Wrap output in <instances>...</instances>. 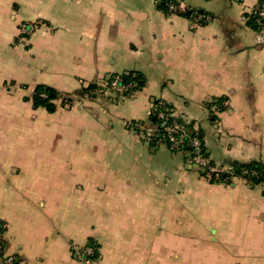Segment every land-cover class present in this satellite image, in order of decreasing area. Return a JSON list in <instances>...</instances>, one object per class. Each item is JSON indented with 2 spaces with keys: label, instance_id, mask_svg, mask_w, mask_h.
<instances>
[{
  "label": "crops",
  "instance_id": "crops-1",
  "mask_svg": "<svg viewBox=\"0 0 264 264\" xmlns=\"http://www.w3.org/2000/svg\"><path fill=\"white\" fill-rule=\"evenodd\" d=\"M0 0V242L21 264H264V187L210 184L129 126L153 100L200 130L216 167L264 165L257 0ZM193 12L209 17L195 24ZM39 23L20 34L22 23ZM140 73L131 97L76 95ZM37 85L69 105L34 108ZM89 240L98 257L75 249Z\"/></svg>",
  "mask_w": 264,
  "mask_h": 264
},
{
  "label": "trees",
  "instance_id": "trees-1",
  "mask_svg": "<svg viewBox=\"0 0 264 264\" xmlns=\"http://www.w3.org/2000/svg\"><path fill=\"white\" fill-rule=\"evenodd\" d=\"M173 3L177 6V11L180 9L182 10V14H185V9L180 7V5L176 2V0H159L158 7L163 12H168V4ZM259 12H263V16L259 15ZM200 14L199 12H196ZM192 14V12H191ZM193 15V14H192ZM204 15V14H200ZM247 25L254 31L259 32L264 29V0H257V5L255 8L250 12L245 14ZM114 77H118L120 79L119 84L128 86L126 90L123 92L122 96H116L115 99L117 101L126 99L131 97L134 93L139 91L144 86V78L140 73L134 72H126L118 75H111L109 76L106 81H112ZM129 85H133V87H129ZM100 90V84L97 83H90L86 86H83L79 91H77L76 95L79 97H89L95 98ZM41 95H45L46 98H42ZM54 101H60L61 105H69L71 100L67 97V95L56 91L53 88L44 86V85H37L34 88L31 102L34 108L43 107L47 110L54 109ZM152 115L149 116L146 123H134L135 125H142L146 124L155 129V136H153L150 145L157 146L158 144H163L168 147V142L165 138V131L163 122L165 124H169L172 121H176L178 123L183 124V129L187 135V138L192 139L197 137L202 140L201 132L198 129L197 131L192 130L193 127L190 124H186L185 122L181 121L179 118L170 117V113L173 111L172 107L167 105L165 102L161 100H153L152 102ZM163 113L165 119H159L158 114ZM134 130L138 133V128L135 127ZM189 139H187L180 150V152L174 153H182L186 156L187 161L189 158L193 156L192 149L189 146ZM203 142V141H202ZM201 153L204 157L208 159V166H214L213 163L209 160L208 154L204 147V144L201 147ZM228 166L231 168L230 171L220 172L218 174V178L216 180L208 181L210 184H224L229 185L232 183L233 179H240L243 180L247 185L250 187L261 186L264 187V165L257 161H250L247 163H238L232 162L229 163ZM203 176V173H200ZM3 230L0 227V233ZM85 246H89L93 248V254L88 256V260H95L98 257V246L93 240H89ZM0 251L2 252V243L0 242ZM3 253V252H2Z\"/></svg>",
  "mask_w": 264,
  "mask_h": 264
},
{
  "label": "built area",
  "instance_id": "built-area-1",
  "mask_svg": "<svg viewBox=\"0 0 264 264\" xmlns=\"http://www.w3.org/2000/svg\"><path fill=\"white\" fill-rule=\"evenodd\" d=\"M177 2V1H176ZM177 10V6L173 3L168 4V12L174 13ZM260 16H263V12H259ZM193 19L195 24H203L209 21V17L205 15L197 14L196 12H193ZM39 23H22L20 25V34L27 35L31 33ZM120 79L118 77H114L112 81H106L103 80L100 82V90L98 95L107 97H116V96H122L123 92L126 90L128 86L120 85L119 84ZM129 87H133V85H129ZM42 98H46L45 95H41ZM148 115H152V105L148 112ZM170 117L175 118L174 114L171 112ZM159 119H165V116L163 113L158 114ZM129 126L132 128L137 127L138 128V135L147 143H150L153 139V136H155V129L149 125L142 124V125H135L134 123H129ZM164 131H165V138L168 142V149L174 152H180L182 149L185 141L189 138H187V135L185 133V130L183 129V124L178 123L176 121H172L169 124H165L163 122ZM194 131H197L196 128L193 127ZM203 143L202 140L194 137L192 139H189V146L192 149L193 156L189 158L188 162L191 165H194L197 167L200 173H203V178L206 181L216 180L218 178V174L223 171H230L229 166H222V167H216V166H208L206 167L208 163V159L204 157L201 153V147ZM76 256L78 258L82 257H88L93 254V248L89 246H85L81 249V251L75 250ZM0 264H21L19 260L13 256H7L4 255L0 251Z\"/></svg>",
  "mask_w": 264,
  "mask_h": 264
},
{
  "label": "rangeland",
  "instance_id": "rangeland-1",
  "mask_svg": "<svg viewBox=\"0 0 264 264\" xmlns=\"http://www.w3.org/2000/svg\"><path fill=\"white\" fill-rule=\"evenodd\" d=\"M172 113L174 114V111H172ZM202 143H203V142H202ZM200 172H201V171H199V173H200ZM200 176H201V175H200ZM201 177L203 178V176H201ZM203 179H204V178H203ZM204 180H205V179H204ZM205 181H206V180H205ZM207 182H208V181H207ZM84 247H85V246H84ZM84 247H82V248H84ZM82 248H81V249H82ZM81 249H80V248H77V249H75V250H77V251L80 252ZM88 262H90V260H88L87 263H88Z\"/></svg>",
  "mask_w": 264,
  "mask_h": 264
}]
</instances>
